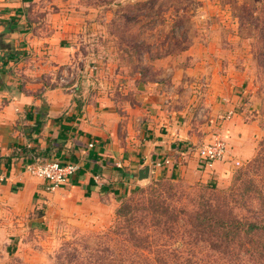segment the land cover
<instances>
[{"label":"crops","instance_id":"crops-1","mask_svg":"<svg viewBox=\"0 0 264 264\" xmlns=\"http://www.w3.org/2000/svg\"><path fill=\"white\" fill-rule=\"evenodd\" d=\"M80 3L0 0V240L42 225L30 216L46 204L47 183L26 171L31 162L76 164L68 184L54 190L75 206L100 195L124 199L145 184L144 169L165 178L201 173L206 183L220 178L245 126L235 111L239 98L220 93L226 103H214L211 122L233 115L223 122L225 157L208 167L198 150L217 130L190 122V105L173 108L167 82L110 77L116 67L106 35L85 31L81 39Z\"/></svg>","mask_w":264,"mask_h":264},{"label":"rangeland","instance_id":"rangeland-1","mask_svg":"<svg viewBox=\"0 0 264 264\" xmlns=\"http://www.w3.org/2000/svg\"><path fill=\"white\" fill-rule=\"evenodd\" d=\"M79 1L75 13L82 28L81 39L85 31L95 38L106 35L105 51L116 67L110 77L167 82V89L173 87L169 90L174 96L173 108L190 105L186 114L190 122L211 125L217 131L220 119L211 122V114L217 111L214 103H226L220 93L232 91L240 101L235 111L245 126L237 134L239 140L230 146L229 169L213 182L206 183L201 173H188L184 178L152 175L142 179L145 184L124 199L100 195L76 206L66 196L46 191L42 198L46 204L30 216L31 220L41 218L42 225H25L22 231L1 239L0 264H52L63 243L106 231L122 202L140 201L142 192L154 184L175 207L196 209L202 199L228 201L233 193L242 191L236 188L238 172L256 155H262L264 35L260 29L264 0ZM219 111L222 115L223 108ZM12 239L10 257L7 244H12Z\"/></svg>","mask_w":264,"mask_h":264},{"label":"trees","instance_id":"trees-1","mask_svg":"<svg viewBox=\"0 0 264 264\" xmlns=\"http://www.w3.org/2000/svg\"><path fill=\"white\" fill-rule=\"evenodd\" d=\"M260 30L264 35V24ZM260 144L262 155L237 174L242 191L228 201L175 207L154 184L140 201L122 202L106 231L63 243L52 264H264V141Z\"/></svg>","mask_w":264,"mask_h":264},{"label":"built area","instance_id":"built-area-1","mask_svg":"<svg viewBox=\"0 0 264 264\" xmlns=\"http://www.w3.org/2000/svg\"><path fill=\"white\" fill-rule=\"evenodd\" d=\"M61 79V78H60ZM232 111H228L220 117L221 128L217 131L211 141L202 145L198 150V155L203 159L208 167L216 161L224 159L227 150V135L222 126L223 122L231 119ZM92 147V144L89 145ZM26 171L37 178L43 179L47 183V191H54L69 182V178L77 171L78 167L74 163L62 164L58 161H34L26 166ZM2 180V175H0Z\"/></svg>","mask_w":264,"mask_h":264},{"label":"water","instance_id":"water-1","mask_svg":"<svg viewBox=\"0 0 264 264\" xmlns=\"http://www.w3.org/2000/svg\"><path fill=\"white\" fill-rule=\"evenodd\" d=\"M148 176H149L148 169H144V170L140 171V176H139L140 179H144V178H146Z\"/></svg>","mask_w":264,"mask_h":264}]
</instances>
